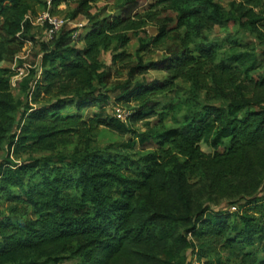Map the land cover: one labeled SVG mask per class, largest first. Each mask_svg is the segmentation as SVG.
Returning a JSON list of instances; mask_svg holds the SVG:
<instances>
[{
    "label": "trees",
    "instance_id": "obj_1",
    "mask_svg": "<svg viewBox=\"0 0 264 264\" xmlns=\"http://www.w3.org/2000/svg\"><path fill=\"white\" fill-rule=\"evenodd\" d=\"M96 1L99 0H51L50 13L61 5L74 3L70 18L83 14L90 26L76 40L71 31L61 28L52 41L40 43L42 73L33 92L36 98L41 94L55 95L57 99L35 110L36 121L21 126L13 135H8L13 125L11 113L22 102L11 92V70L0 67V148L8 136V149L17 153L29 145L44 147L64 132L83 134L90 126L102 124L120 133L151 138L157 149L137 158L121 155L119 163L94 159V166H86L76 154L62 156L58 160L61 165H51L50 156L0 165V192L19 188L21 193L15 200L34 213L15 221L0 211V263L4 256L22 249L64 253L75 245L85 264L119 262L125 257L123 248L127 241L139 239L158 219L157 215L151 217L149 226L140 221L138 229H132L139 200L161 206L170 201L172 192L186 198L181 179L197 172L207 179L211 195H248L256 190L264 175V77L251 87L242 79L264 67V51L260 57L255 48L247 45L242 49L233 39L222 41V46L227 43L222 52L219 49L214 53L216 43L197 51L191 46L193 30L213 22L226 27L236 20L240 26L250 25L262 33L264 0H239L229 11L216 0H198L195 11L178 7L176 2L180 0H171L176 1L174 17L157 23L158 33L149 39L140 36L138 30L152 21L154 13L141 14L136 8L149 0H117L115 12L104 13L102 8L91 13L89 3ZM42 4L46 8L43 0H0V49L5 61L13 62L21 51V38H26L31 24L26 16L33 15ZM184 28L188 30L182 32ZM128 31L138 42L136 62L128 68L125 79L112 81L110 66L99 61V54L113 39L126 43L130 38ZM79 41L83 42L82 47L77 45ZM159 48L169 55L143 61V53ZM151 68L166 71V77L141 81L138 75ZM180 80L189 83L194 94L205 91L210 98L226 91L234 94L225 106L204 105L183 119L174 112L173 125L147 123L148 129L143 133H135L128 123L111 115L88 120L82 117L88 106L107 105L109 92L117 89L120 100L139 104L135 116L143 117L150 113H142L140 107L173 91ZM31 83L29 75L18 81V87L25 92ZM202 142L214 151L205 152ZM133 143L127 141L122 147L131 148ZM173 163L175 172L168 169ZM174 182H179L178 187H174ZM207 210L208 207L194 217H186L193 224L190 230L202 250H207V240L227 238L230 243L252 246L259 239L264 252V198H248L236 211ZM171 234L172 230H161L159 237L164 239ZM163 258L167 264H175L177 255L166 248ZM20 264H47V260Z\"/></svg>",
    "mask_w": 264,
    "mask_h": 264
},
{
    "label": "rangeland",
    "instance_id": "obj_2",
    "mask_svg": "<svg viewBox=\"0 0 264 264\" xmlns=\"http://www.w3.org/2000/svg\"><path fill=\"white\" fill-rule=\"evenodd\" d=\"M216 1L229 11L232 8V4L238 3L239 0ZM175 2L171 0H149L145 6L142 5L141 7V4L139 7L135 6L141 14L156 13L151 15L152 21H148L145 26L138 30L140 36L149 39L156 35L158 33L156 24L162 22L166 17H174L175 8H173V5ZM198 3V0H180L176 2V5L183 9L189 8L195 11L199 7ZM74 6V3L68 6L61 5L52 13L63 20L64 24L61 28L71 31L72 39L76 40L79 35L87 31L90 24L83 14L70 18L68 14ZM89 7L91 13L100 12L102 8H104V13H113L117 10V0H99L89 3ZM44 9L43 4L39 5L35 8L33 15H27L30 16V20L27 18L31 23L30 30L26 38H21L23 40L22 49L17 53L13 62L5 61L0 49V67L11 70V92L15 98L20 99L22 102L21 106L11 113L13 125L8 135L17 134L19 128L23 125L33 124L36 121L33 115L35 110L57 99L55 95L43 96L41 94L36 98L33 92L34 84L42 73L40 43L47 40L45 31L48 28L46 22L40 23L35 18ZM130 9L132 10L131 7ZM185 30H188V28H184L182 32ZM261 31L262 33L255 31L250 25L246 28L242 27L236 20H231L226 27H221L213 22L208 27L204 26L199 30H193L191 46L197 51L205 45L216 43L214 52L216 53L219 49L222 52L223 49L227 48V43L222 46L223 40L231 39L232 42L233 39L240 44L239 46L242 49H245L247 45L255 48L261 57L264 51V35H262L264 34V28ZM127 34L130 38L126 43L120 44L116 39H113L101 49L99 54V61L110 66V79L112 81L125 79L128 68L136 62L134 53L138 47V42L132 31H128ZM54 38L48 39V41H52ZM219 41L221 42L220 46H218ZM77 45L82 47L84 44L79 41ZM168 55L165 50L159 48L143 53L142 59L148 62ZM212 57H214V54ZM29 75L32 83L23 92L18 87V81ZM166 75V71L151 68L145 74L138 75V77L140 80L142 79L141 81L148 83L163 79ZM262 77H264V67L251 72L247 76H243L242 79L248 87H251L255 86L257 81H261ZM233 94L232 91H226L224 94L213 98L208 97L205 91L195 92L194 94L189 83L180 80L173 91L152 98L147 105L141 106L142 113L149 112L150 114L138 117L135 116V110L138 109L139 104L134 101L120 100L121 92L117 89L109 92L111 99L107 105L88 106L83 110L82 117L84 120H88L91 117L105 118L106 115H111L128 123L135 133H143L148 129L147 123L152 125H173L172 114L174 112H178L179 117L183 119L185 115L198 112L204 105L225 106ZM117 108L120 109V116L117 115ZM8 140L9 136L5 138L0 148V165L4 164V166L7 165L6 161L13 162L12 164H21L32 158L44 156H50L51 165H61L58 160L62 156L70 157L72 154L78 155L86 166H94V159H105L119 163L122 159L121 155L137 158L142 154L154 152L157 149V145L151 138L141 139L135 137L134 133H120L113 127L102 124L90 126L89 130L83 134L64 132L56 140L44 147L38 148V146L29 145L17 153L8 149ZM127 141H134L131 148L122 147L123 143ZM201 148L208 153L214 151L205 142L201 143ZM180 159L183 160L182 157ZM66 161L68 162V160ZM168 169L175 172V163L170 165ZM181 182L183 187L181 189L185 191L186 198H180L178 193L174 194L172 192L169 198L170 201L161 206H153L143 199L139 200V207L131 222L132 229H138L140 221H145V225L149 226L148 223L151 217H156L157 215L158 219L147 230L143 231L139 239L127 241L123 248L125 257L121 258L119 262L116 261L109 264H167L163 258V251L166 248H171L176 252L175 264H188L193 255H197L200 259L205 258L210 264H264V252L259 244V239L252 246L245 243H230L227 238L218 239L219 242L206 239L208 241L207 250H202L199 240L193 230H190L193 224L186 218L187 216L194 217L201 209L207 207V211H236L243 207L248 198H264V175L255 191L248 195L242 194L231 198L211 195L207 179L201 172L188 176L184 180L181 179ZM176 184H179V182H174V187H178ZM20 193L17 187L0 192V211L4 215L12 217L15 221L34 215L30 207H27L21 201L17 202L15 200ZM10 207L12 208L11 211ZM166 229L172 230V234L167 238L160 239V231ZM201 252L204 254L203 256ZM44 260H47V264L86 263L84 256L75 245L71 250L64 253L45 252L32 248L22 249L4 256L0 264H20L29 261L42 262ZM219 260L221 261L220 263L218 262Z\"/></svg>",
    "mask_w": 264,
    "mask_h": 264
},
{
    "label": "built area",
    "instance_id": "obj_3",
    "mask_svg": "<svg viewBox=\"0 0 264 264\" xmlns=\"http://www.w3.org/2000/svg\"><path fill=\"white\" fill-rule=\"evenodd\" d=\"M44 2L46 4V8L35 19L40 23L46 22L48 24V28L45 31V36L48 40L57 35L58 31L63 26L64 22L62 19H59L58 17H56L55 15L49 12V6L51 3V0H44ZM26 17L30 20V16H26ZM31 22L33 21L31 20ZM116 111L118 112L117 115L120 116L119 114L120 109L117 108ZM188 264H208V262L205 258L200 259L198 258L197 255H193L192 259L190 260Z\"/></svg>",
    "mask_w": 264,
    "mask_h": 264
}]
</instances>
